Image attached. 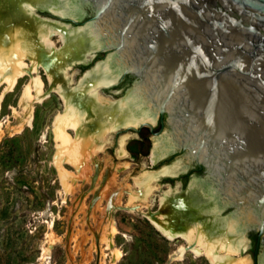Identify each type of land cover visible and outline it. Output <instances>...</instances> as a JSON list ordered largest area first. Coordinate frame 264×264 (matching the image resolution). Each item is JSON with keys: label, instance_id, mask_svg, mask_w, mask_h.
<instances>
[{"label": "bare ground", "instance_id": "6f19581e", "mask_svg": "<svg viewBox=\"0 0 264 264\" xmlns=\"http://www.w3.org/2000/svg\"><path fill=\"white\" fill-rule=\"evenodd\" d=\"M85 1L0 0V88L6 86V92H10L21 79L31 78L25 86L21 112L15 111L19 119L15 134L21 133L24 125L32 126L35 104L43 103L51 92L59 95L64 108L56 114L52 123L56 145L54 163L59 180L67 192L74 190L78 180L88 178L85 173L90 159L97 157L98 152L103 150L110 132L121 128L136 130L144 123L155 126L159 109L162 108L153 88L146 90L140 82L121 100L111 101L101 97L99 92L102 88L116 83L125 72L137 73L139 66L119 22L97 0L94 2L99 12L98 18L82 27L65 25L37 15L38 10H48L61 20L68 19L70 23L76 24L84 18L81 5ZM55 36L62 40L63 48L60 51L54 41ZM101 49H114L115 52L88 71L76 88H71L73 78L69 76V71L75 64H87L90 54ZM40 68L45 70L49 79L50 89L47 93ZM86 118L91 119L90 124H84ZM170 124V136L152 137V165L179 148L171 115ZM3 133L0 132V138ZM124 145L125 140L118 149L120 158L128 154ZM67 164L73 166L76 172L67 171L64 167ZM94 164L97 173L101 174L100 178L105 181L103 193L110 190L109 184L117 186L115 189L112 187L115 191L110 193L114 202L111 201L112 207L105 225L109 236L103 238L106 250L114 253L112 264L122 258V253L113 248L118 230L112 212L117 207L141 213L171 242L176 241V237L185 240L190 245L189 249L185 245L178 246L171 255L172 261L182 260L190 252L196 257H205L208 264H252L249 257L243 256L248 245L244 234L250 225L241 221V207L231 200L228 202V198L218 190L195 181L186 193L176 196L171 187L160 199V212L143 211V207L149 208V195L154 191L151 185L158 178L155 173L136 177L140 191L137 194L130 191L128 202L123 203L125 190L124 186L120 187L117 183V173L111 172L101 161L94 160ZM183 170V167L176 164L161 174L174 176ZM226 206L237 207L236 214L221 217ZM58 240L49 235L48 246L43 250L45 255H50L52 246Z\"/></svg>", "mask_w": 264, "mask_h": 264}, {"label": "rangeland", "instance_id": "374dc122", "mask_svg": "<svg viewBox=\"0 0 264 264\" xmlns=\"http://www.w3.org/2000/svg\"><path fill=\"white\" fill-rule=\"evenodd\" d=\"M81 9L84 18L76 24L68 19L61 20L48 10H38L37 15L75 27L85 26L98 18L92 1L83 2ZM60 39L59 36L54 38L58 51L63 48ZM113 52L114 49L96 50L90 54L87 64H75L69 71V76L73 78L71 88H76L88 71L104 62ZM40 69L47 93L50 89L49 79L45 70ZM134 76L129 71L123 73L116 83L100 90L101 97L111 101L127 97L139 82ZM30 80L29 77L21 79L10 92H6V86L0 88V132L4 131L0 138V264H112L114 253L106 250L103 238L109 236L105 225L112 207L110 193L115 191L112 187L115 189L117 186L109 184L110 190L103 193L105 181L97 173L94 160L101 161L111 172L117 173V183L125 190L123 203L128 202L130 191L139 193L136 177L146 173L158 176L151 185L154 191L149 195V208L143 207V211L160 212V199L171 187L176 196L185 193L195 181L218 190L205 181L196 162L190 161L189 154L179 148L156 165L151 164L153 135L170 136L172 132L170 116L164 113L163 124L159 115L152 130L141 125L136 130L121 128L125 130L110 132L103 150L90 159L91 170L88 168L86 171L92 173H85L89 179L81 178L74 185V190L67 192L59 180L54 163L56 145L52 123L56 114L64 108L59 95L51 92L47 100L35 104L32 126L24 125L21 133L15 134L19 125L15 111L21 112L25 86ZM90 121V118H86L84 124H90ZM11 133L14 135L11 136ZM69 133L74 135L71 131ZM123 140L129 155L120 158L118 149ZM124 163L129 164L121 166ZM176 164L185 171L174 176L161 174ZM64 167L71 173L76 172L69 164ZM235 211V207L226 206L221 217L234 215ZM112 217L118 230L113 248L122 253V258L116 264H208L205 257H196L190 252L182 260L172 261L171 255L176 248L187 243L167 240L139 212L117 207ZM49 235L60 240L52 246L50 255H45L43 250L48 246ZM244 235L246 240L254 236L252 230ZM247 244L243 256L249 257L252 264L257 256L259 264V260L264 258L263 242L258 238Z\"/></svg>", "mask_w": 264, "mask_h": 264}, {"label": "water", "instance_id": "95a60500", "mask_svg": "<svg viewBox=\"0 0 264 264\" xmlns=\"http://www.w3.org/2000/svg\"><path fill=\"white\" fill-rule=\"evenodd\" d=\"M97 2L119 22L161 123L172 116L179 149L241 207L247 242L264 244V0Z\"/></svg>", "mask_w": 264, "mask_h": 264}, {"label": "flooded vegetation", "instance_id": "af4514ba", "mask_svg": "<svg viewBox=\"0 0 264 264\" xmlns=\"http://www.w3.org/2000/svg\"><path fill=\"white\" fill-rule=\"evenodd\" d=\"M87 1H92V2L95 4L94 0H87ZM95 7H96V4H95ZM96 9H97V7H96ZM97 12H98V9H97ZM98 13H99V12H98ZM52 14H53V13H52ZM53 15H54V14H53ZM55 16H56V15H55ZM97 16H98V14H97ZM97 16H96V17H97ZM157 121H158V116H157ZM155 126H156V125H155ZM122 130H125V129H121V130H119V131H122ZM127 130H128V131H131L130 128H127ZM119 131H118V132H119ZM154 136H156V135H153V137H154ZM127 143H128V142H127ZM126 146H127V144H126ZM125 149H126V151H127V153H128V150H127L126 147H125ZM127 155H129V153H128Z\"/></svg>", "mask_w": 264, "mask_h": 264}]
</instances>
